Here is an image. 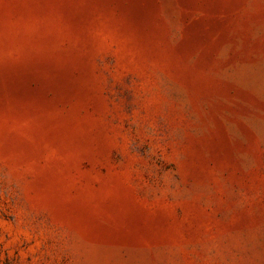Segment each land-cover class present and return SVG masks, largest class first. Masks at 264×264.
I'll return each mask as SVG.
<instances>
[{"label":"rangeland","instance_id":"1","mask_svg":"<svg viewBox=\"0 0 264 264\" xmlns=\"http://www.w3.org/2000/svg\"><path fill=\"white\" fill-rule=\"evenodd\" d=\"M0 264H264V0H0Z\"/></svg>","mask_w":264,"mask_h":264}]
</instances>
